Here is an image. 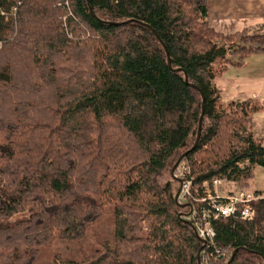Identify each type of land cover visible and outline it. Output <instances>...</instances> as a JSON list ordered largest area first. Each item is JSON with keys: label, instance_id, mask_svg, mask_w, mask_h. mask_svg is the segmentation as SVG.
<instances>
[{"label": "trees", "instance_id": "obj_1", "mask_svg": "<svg viewBox=\"0 0 264 264\" xmlns=\"http://www.w3.org/2000/svg\"><path fill=\"white\" fill-rule=\"evenodd\" d=\"M263 40L216 31L207 0H0V264H199L181 215L211 208L214 180L245 191L264 168V102L216 83ZM187 151L181 205L179 180L158 177ZM255 205L254 220H212L215 264H264Z\"/></svg>", "mask_w": 264, "mask_h": 264}, {"label": "crops", "instance_id": "obj_2", "mask_svg": "<svg viewBox=\"0 0 264 264\" xmlns=\"http://www.w3.org/2000/svg\"><path fill=\"white\" fill-rule=\"evenodd\" d=\"M208 21L219 33L230 35L244 30L264 34V0H207ZM264 46V42H263ZM256 49L260 54H246L231 64L222 77L216 79L217 86L225 100L243 101L248 98L264 102V49ZM253 131L264 144V111L255 114ZM261 169L260 173H263ZM222 182V181H221ZM231 187V184L229 185ZM251 187L248 192L261 191L262 188ZM240 190H229L226 195ZM219 195V194H218Z\"/></svg>", "mask_w": 264, "mask_h": 264}, {"label": "built area", "instance_id": "obj_3", "mask_svg": "<svg viewBox=\"0 0 264 264\" xmlns=\"http://www.w3.org/2000/svg\"><path fill=\"white\" fill-rule=\"evenodd\" d=\"M180 167L176 169L174 177L182 181V190L178 199L179 204L186 205L189 204L191 199L192 178H188L190 167L186 162L183 163V171L180 170ZM184 176L187 177L183 178ZM220 183L221 180H214L215 185ZM208 198L212 205L211 208L203 210L202 216L198 215L194 209L187 215H181L184 220L193 223L194 230L203 244L198 254L199 264H214L213 261L216 255H219L215 242L216 232L212 226V220L236 215H239L243 220H254L258 215V209L255 204L260 199H264V196L248 191H239L228 196H220L218 194L213 196L210 194ZM240 205H242V208H240Z\"/></svg>", "mask_w": 264, "mask_h": 264}, {"label": "rangeland", "instance_id": "obj_4", "mask_svg": "<svg viewBox=\"0 0 264 264\" xmlns=\"http://www.w3.org/2000/svg\"><path fill=\"white\" fill-rule=\"evenodd\" d=\"M262 40V39H261ZM264 41V40H263ZM237 44L236 45H238V46H242V45H245L244 43L246 42V40L245 39H238L237 40ZM257 43V42H256ZM1 44V43H0ZM256 44H253L252 46H254V48L256 47L255 46ZM248 46L250 47L251 45L250 44H248ZM260 54L261 52H254V53H252V54ZM229 57H231V59L234 61V62H236L239 58L236 56V55H232V56H229ZM261 114V113H260ZM181 157V156H180ZM179 160V159H178ZM185 161H184V159H182L181 160V162H180V164H179V166H178V168L180 167V170L181 171H183L184 170V167H183V163H184ZM177 163V162H176ZM175 163V164H176ZM187 164V163H186ZM188 165V164H187ZM174 167V166H173ZM261 169H264V168H258L257 170H256V176H255V179H254V181H253V187L254 188H257V186H259L258 188H262V190L264 191V170H263V173H260V171H261ZM172 168H171V170H169V171H165L161 176H159L158 177V182H160L161 184H165L167 181H169V180H173V178H172ZM187 176H184L183 178H186ZM174 181V180H173ZM234 185V187H231V186H229V185ZM181 186H182V183L181 184H178V189H179V187L181 188ZM216 187H215V193L216 194H219V195H226L227 193H228V191L229 190H239V188H238V186L235 184V183H233V182H229V181H222L220 184H218V185H215ZM250 189V191H253V190H251V188H249ZM248 190V189H247ZM233 194V193H232ZM188 211V209H184V211H183V213H186ZM29 214H30V211H26V212H24V213H19V214H17V215H15L11 220H10V222L11 223H14V222H16V221H20V220H23V219H26V218H28V216H29ZM58 247V246H57ZM54 257H55V252H54V250H52V249H50L49 251H48V258H49V260L50 261H53V259H54ZM213 263H214V261H213ZM215 264V263H214Z\"/></svg>", "mask_w": 264, "mask_h": 264}, {"label": "water", "instance_id": "obj_5", "mask_svg": "<svg viewBox=\"0 0 264 264\" xmlns=\"http://www.w3.org/2000/svg\"><path fill=\"white\" fill-rule=\"evenodd\" d=\"M88 4H89L90 10H91V13L94 14V10L92 9L91 4H90V3H88ZM131 21H134V20H131ZM131 21H129V22H131ZM142 24H143L144 26H146V27L152 29V31L155 32V30H154L149 24H146V23H143V22H142ZM156 36L160 39V37H159L158 34H156ZM160 41H161V39H160ZM161 42H162V41H161ZM164 47H165V50H166V52H167V54H168V63H169V65H171V60H170V57H169L168 49H167V47H166L165 45H164ZM179 71H180V70H179ZM185 80H186V82H189L188 75L185 76ZM203 118H204V104H203L202 115H201L200 120H199L197 139H196L195 144L193 145V147H192L189 151L194 150V149L198 146V144H199V140H200V136H201V131H202ZM189 151L185 152V153L179 158V160H178L177 163L174 165V167L172 168V176H173V177H174V174H175V172H176V169L178 168V166H179L181 160L184 159V158L186 157V155L188 154ZM174 178H175V177H174ZM178 180H179V179H178ZM179 182H180V184L182 183L181 180H179ZM181 190H182V186H181V188L179 187V189H178V191H177V193H176L175 198H176L177 201H178V199H179V195H180V193H181ZM178 203H179V201H178ZM189 223H190V222H189ZM195 233H196V232H195ZM196 235H197V233H196ZM197 237H198V236H197ZM200 250H201V249H200ZM200 250H199V252H200ZM237 251H238V250H235V251L232 253V255H231V257H230L228 263L234 259V257H235V255H236Z\"/></svg>", "mask_w": 264, "mask_h": 264}]
</instances>
